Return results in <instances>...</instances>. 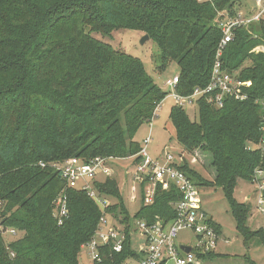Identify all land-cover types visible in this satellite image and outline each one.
I'll return each mask as SVG.
<instances>
[{
  "label": "trees",
  "instance_id": "obj_1",
  "mask_svg": "<svg viewBox=\"0 0 264 264\" xmlns=\"http://www.w3.org/2000/svg\"><path fill=\"white\" fill-rule=\"evenodd\" d=\"M235 1L0 0V199L6 225L19 231L11 241L0 233V264H80L81 244L91 239L103 212L86 191L67 188L53 163L96 156L140 160L135 130L154 119L167 92L140 58L101 37L123 29L148 35L160 52L156 68L174 61L176 91L188 95L208 84L222 38L219 23L237 13ZM262 43L264 22L251 23L235 30L221 56L229 72L251 81L246 100L226 98L215 108L200 98L196 118L178 104L168 115L188 154L196 161L211 155L214 179L204 181L184 158L178 167L198 186L219 187L245 243L264 245V229L246 224L250 206L234 196L238 179L251 182L256 169L264 171V53L252 50ZM94 185L118 198L106 208L108 215L127 220L117 180L107 177ZM62 191L67 215L58 224L52 208ZM154 195L133 219H173L172 204L181 195L175 185H159ZM209 222L220 235L221 226ZM129 228L122 251L102 247L92 264H124L135 257Z\"/></svg>",
  "mask_w": 264,
  "mask_h": 264
},
{
  "label": "built area",
  "instance_id": "obj_2",
  "mask_svg": "<svg viewBox=\"0 0 264 264\" xmlns=\"http://www.w3.org/2000/svg\"><path fill=\"white\" fill-rule=\"evenodd\" d=\"M253 2L254 7L249 12H238L233 17L224 16V19L220 21L222 38L215 50L216 54L207 85L197 86L188 95H181L176 91L178 75L164 81V84L171 89V95L176 100V104L184 109L196 107L197 101L202 98L211 106L220 108L224 105L226 98L239 101L248 98L245 90L251 86V81H243L239 78L238 73L229 72L223 66L221 56L223 49L233 40L236 29L247 28L251 23L264 22V0H253ZM158 108L159 106L155 109V117ZM150 140L149 134L142 140V149L136 155L140 157V160L134 164V172L131 177L133 182L131 184V199L135 201L136 194H138L142 205L151 204L156 188L161 185L166 189L170 184L175 185L181 195L172 204V209L175 211L173 219L169 221H164L161 217H156L151 221L133 219L134 227L140 233L143 244L140 245L138 251H135L136 256L129 258L134 261V264H205L206 261L200 255L214 251L219 235L209 222L211 218L200 207L197 185L178 167L179 161L181 162L183 158L182 154L173 155L165 149L158 157H150L146 148ZM126 158L135 159L134 156ZM112 159L114 158L96 156L84 161L80 158L70 157L63 162L51 165L59 172L67 188H80L86 191L103 212L91 239L81 244V248L92 263L99 261L102 247L110 246L112 251H122L126 239L127 228L123 225L121 227L112 225L107 231L102 228V225L106 224V216L114 219L106 212V208L113 204H110L109 201L112 196L102 193L94 185V179L98 172L107 177L110 175L111 171L107 163ZM39 165L44 167V163H39ZM251 182L257 186L259 196L256 208L263 215L264 171L256 169ZM4 204V201L0 199V233L7 241H11L18 236L19 231L6 225L5 215H3ZM52 214L58 224H61L67 215L66 197L63 191L53 203ZM262 228L264 229V215ZM183 230L193 233L194 244H177L175 242L177 233ZM132 232H134V228L128 232L130 237ZM182 246L190 247V251L186 253ZM13 255L14 253L11 252V256Z\"/></svg>",
  "mask_w": 264,
  "mask_h": 264
},
{
  "label": "rangeland",
  "instance_id": "obj_3",
  "mask_svg": "<svg viewBox=\"0 0 264 264\" xmlns=\"http://www.w3.org/2000/svg\"><path fill=\"white\" fill-rule=\"evenodd\" d=\"M235 10L238 12H249L254 7L253 0H236ZM144 34L141 31L132 29H123L112 32L110 36L101 37L103 41L109 42L113 47L124 50L126 53L131 54L136 58H140L144 68L148 75L152 78L153 82L157 84L163 91L167 92L166 97L161 102L156 117L152 122H143L135 130L134 140L142 145V140L150 134L151 140L147 144V153L150 157L156 158L165 149L171 154H182L186 162L190 167L194 169L198 175L208 182H212L214 178V168L211 165V155L208 154L200 157V161L197 160L189 153H187L183 147L177 142L175 137V131L171 125L169 119V111L172 105L176 104V100L171 95V89L164 84V81L171 79L173 76L178 75L179 68L177 64L172 61L164 70H159L157 67L158 56L160 54L159 49L152 40H146L141 44V39ZM99 37V36H98ZM258 47V48H257ZM264 43L255 46L256 52L264 53ZM253 48V49H254ZM252 49V50H253ZM244 67L250 66V63L245 61L242 64ZM186 113L191 118H196V107L186 109ZM253 147V146H252ZM177 160V159H176ZM133 159H117L110 160L107 165L110 169V175L108 178H114L117 180L118 196L128 212V219L123 221V215L117 214L113 216L114 219L106 216V224L102 225L104 231L110 229L112 225L132 230L130 237L131 248L134 251H138L140 245L143 243V239L140 233L136 230L133 224V216L141 206L139 201V195L136 194L137 199L133 201L131 199V180L134 172ZM203 164H202V163ZM180 163V161H179ZM107 178L102 173H97L94 181L104 182ZM207 182V183H208ZM204 183V182H203ZM198 194L200 196V207L214 222L221 226V234L217 239V245L214 249L213 258L208 259L205 264H248V259L255 262V264H264V245L252 239L249 243H245L240 231L237 230L235 220L229 209L227 200L224 197V193L219 187L210 184L197 185ZM234 196L237 201L248 204L251 208L250 214L247 218L246 224L253 230L263 226V215L257 211V199L258 192L255 183L238 179L236 188L234 190ZM110 204H118V198H109ZM122 215V216H120ZM113 223V224H112ZM175 242L185 243L192 245L195 243L194 235L190 231H179L175 237ZM78 261L80 264H92L91 260L86 256L85 251L81 248L78 255ZM125 264H134L131 258H127Z\"/></svg>",
  "mask_w": 264,
  "mask_h": 264
},
{
  "label": "water",
  "instance_id": "obj_4",
  "mask_svg": "<svg viewBox=\"0 0 264 264\" xmlns=\"http://www.w3.org/2000/svg\"><path fill=\"white\" fill-rule=\"evenodd\" d=\"M142 37L143 38L141 39V44H143L144 41L149 39L148 35H146V34H144ZM182 248L185 250L186 253H188L190 251V247H188V246H182Z\"/></svg>",
  "mask_w": 264,
  "mask_h": 264
}]
</instances>
